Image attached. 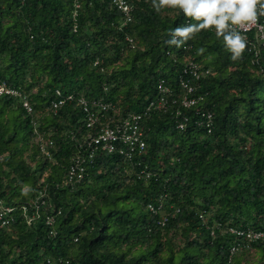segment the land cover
Listing matches in <instances>:
<instances>
[{"label":"trees","instance_id":"obj_1","mask_svg":"<svg viewBox=\"0 0 264 264\" xmlns=\"http://www.w3.org/2000/svg\"><path fill=\"white\" fill-rule=\"evenodd\" d=\"M74 2L0 0V79L32 108L0 97V204L14 207L0 264H264V243L237 234L264 232V52L233 60L214 29L169 44L196 21L152 0H127L125 24L111 0ZM160 80L168 104L144 115ZM56 90L73 98L54 112ZM80 97L116 112L87 128ZM133 114L143 151L89 157L87 134Z\"/></svg>","mask_w":264,"mask_h":264},{"label":"built area","instance_id":"obj_2","mask_svg":"<svg viewBox=\"0 0 264 264\" xmlns=\"http://www.w3.org/2000/svg\"><path fill=\"white\" fill-rule=\"evenodd\" d=\"M112 5L118 11H120L123 15V24L127 23L131 20V11L132 7L128 4L127 0H111ZM75 8L78 7V0L74 2ZM241 35L246 38V47L248 51L253 53L255 58L260 56L261 51L264 52V15H259V6H257V19L255 22H245L239 28ZM252 64H258V62L253 59ZM190 69L192 70V74L195 79H198L199 76L206 73V71H201L197 73V68L192 64L188 63ZM180 86L185 90L186 95L181 97V105L184 108H189L194 106L197 101L195 99H188L187 94L192 93L193 87L187 84L186 82H180ZM157 91L159 97L155 102H151L148 107L146 108L144 115H147L151 110H163L168 102L166 95L170 93V90L165 85L164 80H160L157 85ZM12 97L17 98L20 102L22 107L26 110V112L31 113L32 108L26 99V97L18 90L13 87H10L6 84V82L0 79V97ZM56 100L51 102V108L54 112L65 104L68 100H72L73 96L71 94L64 95L62 92L56 90L55 91ZM78 105L81 107V110L85 116L86 120V127L91 128L93 127L97 121L98 116L103 113H114L116 112L115 107L111 103H104L101 100H94L92 102L87 101L84 97L78 98ZM180 116V112L177 111L175 113V117L178 119ZM208 120L210 116H207ZM182 122L177 124V128L182 130L186 123V118H182ZM143 122L142 114H133L123 119H111L108 118L107 121L98 129L97 134L94 136L91 133L87 134L84 141L86 145L90 149L89 157H92V153L94 151H106V152H114L117 148V144H120V148L118 149L119 154H125L128 157L131 153H134L136 150L137 152H141L144 149V143L141 140L142 131H141V123ZM39 142L41 146L42 152L46 153L43 147V139L40 136H37L35 139ZM83 159L75 160V166L70 167V176L75 175V171L78 168L79 171H82L80 167ZM81 175L78 174L77 178H80ZM43 202H38L34 200L32 205L35 206V209L38 207V204H42ZM14 211V207L6 206L0 204V228L6 227L9 225L11 219V214ZM22 214L26 218L27 223H29L33 218L34 215L27 216V206L23 205L21 207ZM46 223L51 224L52 218L47 217ZM234 233V231L230 230ZM240 237H244L245 240H258L260 239L264 243V232L262 233H252V232H237ZM241 247L239 240L234 241V245L231 248V252L236 251L238 248Z\"/></svg>","mask_w":264,"mask_h":264},{"label":"clouds","instance_id":"obj_3","mask_svg":"<svg viewBox=\"0 0 264 264\" xmlns=\"http://www.w3.org/2000/svg\"><path fill=\"white\" fill-rule=\"evenodd\" d=\"M152 4L157 11L164 6L178 7L196 21L169 30L167 43L180 46L201 30L214 29L233 60L240 58L247 46L239 28L256 21L257 6L259 15H264V0H152Z\"/></svg>","mask_w":264,"mask_h":264}]
</instances>
